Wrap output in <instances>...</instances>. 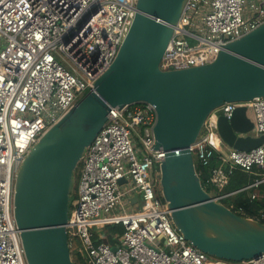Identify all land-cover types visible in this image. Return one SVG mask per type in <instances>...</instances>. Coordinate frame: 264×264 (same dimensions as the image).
Returning <instances> with one entry per match:
<instances>
[{
    "label": "built area",
    "instance_id": "obj_1",
    "mask_svg": "<svg viewBox=\"0 0 264 264\" xmlns=\"http://www.w3.org/2000/svg\"><path fill=\"white\" fill-rule=\"evenodd\" d=\"M137 2L0 0V264H28L14 216L23 160L114 62ZM263 23L264 0H188L161 68L212 63L226 44ZM239 106L249 108L253 135H262L264 96L215 109L191 146L197 167L209 168L206 185L219 201L238 192L223 193L236 169L264 167V143L237 150L218 131L220 116L230 119ZM156 120L149 103L112 108L87 147L75 171L67 223L72 256L85 264H235L198 249L174 225L160 184L165 151L155 149ZM262 184L264 174L243 189ZM251 198L264 203L257 191ZM111 225L123 231L111 233L109 241L102 230ZM240 264H264V253Z\"/></svg>",
    "mask_w": 264,
    "mask_h": 264
},
{
    "label": "water",
    "instance_id": "obj_2",
    "mask_svg": "<svg viewBox=\"0 0 264 264\" xmlns=\"http://www.w3.org/2000/svg\"><path fill=\"white\" fill-rule=\"evenodd\" d=\"M187 3L138 0L114 62L23 160L15 178L14 216L28 264H76L67 231L75 171L112 108L135 103H149L157 111L155 149L165 151L162 195L185 238L235 264L264 253V222L216 200L191 149L215 109L264 96V23L226 44L212 63L163 70L162 58ZM254 127L248 106L218 120L224 142L241 151L264 143V133L253 135Z\"/></svg>",
    "mask_w": 264,
    "mask_h": 264
},
{
    "label": "trees",
    "instance_id": "obj_3",
    "mask_svg": "<svg viewBox=\"0 0 264 264\" xmlns=\"http://www.w3.org/2000/svg\"><path fill=\"white\" fill-rule=\"evenodd\" d=\"M218 159L213 160V165H218ZM200 177L204 186H206L209 191H211V187L206 185V179L209 176V168L205 167H197ZM260 167H255L252 173L245 172L241 169H236L232 175L230 184L223 190V193H229L238 191L237 193L224 198L222 202H224L227 206L232 208L235 212L242 214L248 217H259L262 222H264V203L260 199H252L251 193L254 191L253 188H246L251 185L258 177H261L262 174L258 173ZM243 189V190H242ZM241 190V191H239ZM251 192V193H250ZM107 237L109 241H112V237L110 236L113 232H121L123 231V226L121 225H111L105 228ZM73 259L76 264H85L81 257L77 255L73 256Z\"/></svg>",
    "mask_w": 264,
    "mask_h": 264
},
{
    "label": "crops",
    "instance_id": "obj_4",
    "mask_svg": "<svg viewBox=\"0 0 264 264\" xmlns=\"http://www.w3.org/2000/svg\"><path fill=\"white\" fill-rule=\"evenodd\" d=\"M260 174H264V167L260 168L259 172ZM254 191H257L261 196H264V184H262L259 189H254ZM253 192V191H252ZM251 193V192H250ZM134 208H137V206H134Z\"/></svg>",
    "mask_w": 264,
    "mask_h": 264
},
{
    "label": "rangeland",
    "instance_id": "obj_5",
    "mask_svg": "<svg viewBox=\"0 0 264 264\" xmlns=\"http://www.w3.org/2000/svg\"><path fill=\"white\" fill-rule=\"evenodd\" d=\"M82 97H83V96H82ZM155 168L158 169V164L155 165ZM212 192L215 194L217 191H216L215 189H212ZM141 205H142V201L140 200V202H139L137 208H140ZM102 233H106V229H103V230H102ZM233 263H234V262H233ZM235 263H236V262H235Z\"/></svg>",
    "mask_w": 264,
    "mask_h": 264
},
{
    "label": "bare ground",
    "instance_id": "obj_6",
    "mask_svg": "<svg viewBox=\"0 0 264 264\" xmlns=\"http://www.w3.org/2000/svg\"><path fill=\"white\" fill-rule=\"evenodd\" d=\"M209 190V189H208Z\"/></svg>",
    "mask_w": 264,
    "mask_h": 264
}]
</instances>
